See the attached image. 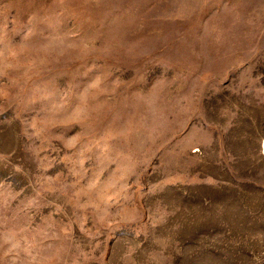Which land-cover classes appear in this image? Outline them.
Wrapping results in <instances>:
<instances>
[{
	"label": "rangeland",
	"instance_id": "obj_1",
	"mask_svg": "<svg viewBox=\"0 0 264 264\" xmlns=\"http://www.w3.org/2000/svg\"><path fill=\"white\" fill-rule=\"evenodd\" d=\"M158 7L0 0V264H264V22Z\"/></svg>",
	"mask_w": 264,
	"mask_h": 264
},
{
	"label": "crops",
	"instance_id": "obj_2",
	"mask_svg": "<svg viewBox=\"0 0 264 264\" xmlns=\"http://www.w3.org/2000/svg\"><path fill=\"white\" fill-rule=\"evenodd\" d=\"M102 2H110V9H107L105 14L110 13L111 17L117 19H110L112 23L130 24V23H146L145 15L154 8V13L159 12L158 5L163 3L167 5L176 6L173 9L175 15L180 16L182 13L189 14L191 18H186L185 22L189 20L200 24H206L208 31L206 37L208 39H218L217 44H223L222 39L225 37L231 39H254L258 37L247 33L251 30L248 23L254 24L264 22V0H100ZM118 2V3H116ZM158 7V9H157ZM190 9V12L186 10ZM172 10V9H171ZM160 14V13H158ZM166 14V13H165ZM165 14H163L162 21L166 22ZM177 22L180 19H169ZM248 24V28L245 25ZM145 30V26H141ZM111 29V27L109 28ZM124 29V27H122ZM264 29V28H263ZM262 29V30H263ZM244 31V33H241ZM250 40V39H249ZM211 44V43H210ZM214 44V43H213ZM257 42L255 43L257 47ZM248 45V44H242ZM250 52V51H249ZM255 53H258L259 51ZM208 53H242V51H208Z\"/></svg>",
	"mask_w": 264,
	"mask_h": 264
},
{
	"label": "bare ground",
	"instance_id": "obj_3",
	"mask_svg": "<svg viewBox=\"0 0 264 264\" xmlns=\"http://www.w3.org/2000/svg\"><path fill=\"white\" fill-rule=\"evenodd\" d=\"M262 150H263V154H264V141H263V145H262Z\"/></svg>",
	"mask_w": 264,
	"mask_h": 264
}]
</instances>
